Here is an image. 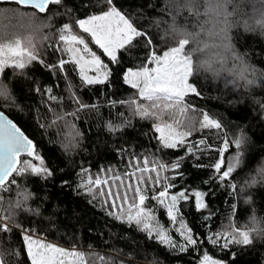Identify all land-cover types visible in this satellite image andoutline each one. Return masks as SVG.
I'll return each mask as SVG.
<instances>
[{
  "label": "trees",
  "instance_id": "1",
  "mask_svg": "<svg viewBox=\"0 0 264 264\" xmlns=\"http://www.w3.org/2000/svg\"><path fill=\"white\" fill-rule=\"evenodd\" d=\"M112 10L136 31L114 58L79 24ZM177 50L191 89L146 96L130 73ZM0 110L33 141L0 188L2 264H33L32 237L74 264H264V0L0 3Z\"/></svg>",
  "mask_w": 264,
  "mask_h": 264
},
{
  "label": "rangeland",
  "instance_id": "2",
  "mask_svg": "<svg viewBox=\"0 0 264 264\" xmlns=\"http://www.w3.org/2000/svg\"><path fill=\"white\" fill-rule=\"evenodd\" d=\"M79 24L111 58H114L117 50L130 42L136 34L134 27L127 18L115 10L83 19ZM66 40L76 41V37L72 36ZM80 43L85 46V49L82 46L71 47L69 50L71 60L78 65L87 82L95 83L105 81L108 78V70L104 66L101 57L98 54L89 55L87 52L89 51L87 44L81 40ZM179 50L169 53L161 63L157 62L152 70L148 69L138 73H130L131 79L142 84L146 96H156L160 90L167 91L173 95H181L183 90L191 89L188 84L187 75L190 63L180 55L181 51ZM170 97L173 98V96ZM169 122L168 126L171 127L165 125L159 128V133L166 142L174 144L176 141L182 139V136L178 130L176 131L177 125L174 126L172 124L173 121ZM167 193L164 192L163 194L165 195L166 202L171 207L177 200L184 198V195L181 194L167 195ZM141 212L142 210L135 212L133 216L137 218ZM27 249L33 264L75 263V257L72 251L54 243L32 237L27 239ZM0 264H2L1 260Z\"/></svg>",
  "mask_w": 264,
  "mask_h": 264
},
{
  "label": "water",
  "instance_id": "3",
  "mask_svg": "<svg viewBox=\"0 0 264 264\" xmlns=\"http://www.w3.org/2000/svg\"><path fill=\"white\" fill-rule=\"evenodd\" d=\"M58 0H0L43 12ZM33 141L21 127L0 110V186H5L14 176L22 156H30Z\"/></svg>",
  "mask_w": 264,
  "mask_h": 264
},
{
  "label": "built area",
  "instance_id": "4",
  "mask_svg": "<svg viewBox=\"0 0 264 264\" xmlns=\"http://www.w3.org/2000/svg\"><path fill=\"white\" fill-rule=\"evenodd\" d=\"M20 171H21V167L19 166V167H18V170H17V174H19Z\"/></svg>",
  "mask_w": 264,
  "mask_h": 264
}]
</instances>
